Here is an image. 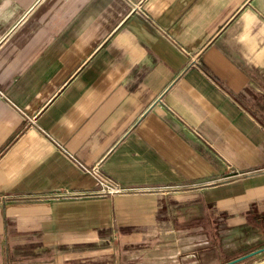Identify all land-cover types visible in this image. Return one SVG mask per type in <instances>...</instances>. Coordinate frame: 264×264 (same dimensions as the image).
<instances>
[{
	"label": "crops",
	"instance_id": "1",
	"mask_svg": "<svg viewBox=\"0 0 264 264\" xmlns=\"http://www.w3.org/2000/svg\"><path fill=\"white\" fill-rule=\"evenodd\" d=\"M174 210L264 239V0H0V264H141Z\"/></svg>",
	"mask_w": 264,
	"mask_h": 264
},
{
	"label": "rangeland",
	"instance_id": "2",
	"mask_svg": "<svg viewBox=\"0 0 264 264\" xmlns=\"http://www.w3.org/2000/svg\"><path fill=\"white\" fill-rule=\"evenodd\" d=\"M174 212H176L174 214L178 215H173V222L177 221L178 223L174 222L173 224L164 225L162 222L164 219H161L160 221L154 220L151 223H145L140 226L130 225L122 231L124 234L121 233L122 237L120 238L116 235V232L118 233V230H116L114 234L115 239L111 241L113 244L110 247L114 249L150 250L151 252H146L141 256V264H224L249 254L252 250L258 249V246L264 245V239H262L261 244L253 243L245 247V249H225L222 243H220L221 240L217 244H213L211 241L212 238L216 242L218 240L214 233L216 225L209 224V218H203L198 220V222L195 220L192 224H181L180 220L184 217H180V210H174ZM205 216L207 217L208 215ZM199 222L200 224H197ZM259 228L263 231V224H260ZM252 230L254 231V229ZM251 235H240L237 239V242H240L237 244L241 245L242 240L250 239ZM178 251L183 252V258L180 257L182 255L173 258H166L163 255L166 252L168 254L172 252L177 255ZM68 256V254H65V257L61 256L62 260H66L64 264H81L83 260L87 259L82 256ZM115 258V256L92 257L94 261L106 260L107 263L103 264H109L110 259ZM20 259L19 256H13L11 253L7 258L8 264H20L18 262ZM47 259H52V257L48 258L47 256ZM122 259L124 260L123 264H134L133 259L135 258L133 256H123ZM262 261H264V253L237 264H257Z\"/></svg>",
	"mask_w": 264,
	"mask_h": 264
},
{
	"label": "built area",
	"instance_id": "3",
	"mask_svg": "<svg viewBox=\"0 0 264 264\" xmlns=\"http://www.w3.org/2000/svg\"><path fill=\"white\" fill-rule=\"evenodd\" d=\"M86 171L90 172L87 169ZM94 177H95L97 185L99 186V189L96 192H93L91 196L93 195L116 196V195H121V194L129 192L128 189L121 187L113 179L105 175L95 173ZM69 195L75 196V194H70V193Z\"/></svg>",
	"mask_w": 264,
	"mask_h": 264
},
{
	"label": "water",
	"instance_id": "4",
	"mask_svg": "<svg viewBox=\"0 0 264 264\" xmlns=\"http://www.w3.org/2000/svg\"><path fill=\"white\" fill-rule=\"evenodd\" d=\"M263 224H264V221H263ZM263 252H264V247L260 248L258 250H255L253 252H250L249 254H246V255L241 256L239 258H236L234 260H231V261H229L227 263H224V264H237V263H240V262H242V261H244V260H246L248 258H251V257H254V256L258 255V254H261Z\"/></svg>",
	"mask_w": 264,
	"mask_h": 264
}]
</instances>
